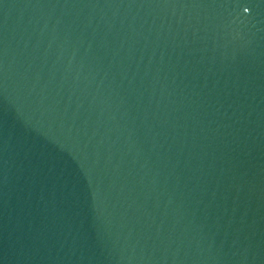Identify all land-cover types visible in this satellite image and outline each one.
<instances>
[{
	"label": "water",
	"instance_id": "obj_1",
	"mask_svg": "<svg viewBox=\"0 0 264 264\" xmlns=\"http://www.w3.org/2000/svg\"><path fill=\"white\" fill-rule=\"evenodd\" d=\"M0 264H264V0H0Z\"/></svg>",
	"mask_w": 264,
	"mask_h": 264
}]
</instances>
